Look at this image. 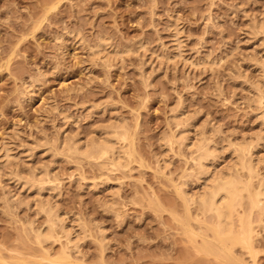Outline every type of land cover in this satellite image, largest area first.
I'll return each instance as SVG.
<instances>
[{"label":"rangeland","instance_id":"1","mask_svg":"<svg viewBox=\"0 0 264 264\" xmlns=\"http://www.w3.org/2000/svg\"><path fill=\"white\" fill-rule=\"evenodd\" d=\"M263 29L264 0H0V264H58L63 222L76 264H264V214L255 251L227 260L201 249L212 221L181 192L202 187L188 174L203 135L217 171L264 133ZM119 125L120 169L69 148ZM255 155L264 175V139Z\"/></svg>","mask_w":264,"mask_h":264},{"label":"bare ground","instance_id":"2","mask_svg":"<svg viewBox=\"0 0 264 264\" xmlns=\"http://www.w3.org/2000/svg\"><path fill=\"white\" fill-rule=\"evenodd\" d=\"M172 25H174V30H176L177 22L173 21ZM252 28L256 33V31H259L261 28V25H253ZM260 30H262V28ZM176 33H174V35H176ZM101 45H103V43L98 47H101ZM104 45L106 44L104 43ZM104 45L103 47H106ZM141 47H144L143 44H141ZM100 49H97V53H101L102 50ZM103 50L106 51V48ZM107 53L109 55L111 52L108 51ZM261 68L264 72V60ZM257 91L258 100L261 101L264 97V85L257 86ZM176 123L180 124V121L177 120ZM121 126H115L110 134L107 131L109 135H106V137H102L104 135L102 133L103 135L101 136V139H92V141H90V139V142H86L85 145L83 143L82 145H79V143H73V146H69V148L72 152L82 155L83 158L97 160L102 166H108V168L112 170L120 169L125 166V161L127 158L130 159L131 156L129 149H125V141L128 140L127 132L122 130H120V132L117 130V128H120ZM181 132L182 131L180 130L178 132L176 131L172 137L175 142H179L181 145L186 146V136L182 135ZM263 139L264 133H262L255 142L248 141L239 144H229V150L231 151L233 158L227 166L217 171L211 169V162L217 160L219 157L216 144L203 135L201 139L189 147L192 148L194 146V150L191 151L190 154V159L193 161L194 167L188 175L193 176L195 182L203 184L201 189L193 194H188L186 191L181 192L183 193L188 208L191 206V208H193L195 205V207L205 215V218H207L206 216H210V223L212 221L211 228L214 232V238H210V241L204 239L205 243L203 242V248H201L203 251L215 252L219 257L226 258L227 260L233 257L229 251L231 250L230 248H232L231 246H235V244H241V246L243 245L242 247H246L251 252H253V250L255 251L254 242L255 237L257 236V231L253 224V220L255 219L254 217L252 218V215L254 212L256 215L258 212V215L264 214V175L258 171V165L261 160L259 157H256L255 153L257 145H259L260 141ZM121 142H124L125 147ZM67 152L69 151L67 150ZM158 165L160 164L158 163ZM202 180H204V182H201ZM40 181H42V179ZM254 181H256V183ZM186 182L187 180H184L182 186L186 184ZM43 206L44 204H42L41 208ZM41 208L38 207V209ZM47 208L49 210L51 209L50 207ZM191 208L190 211L192 210ZM197 214L199 215L200 212ZM191 216H193V214ZM57 217L55 216V218ZM199 221L201 220H198V222ZM262 221L261 223H264ZM59 223L60 222H58V224ZM54 224L55 223L52 220H49L43 229H38L39 231L36 233V238L39 242H45V240L47 241L54 236ZM263 225L264 224H262V226ZM66 228L67 226L63 222L61 224L60 233L65 237L63 243L64 240L66 243H64L65 245L62 244L65 249L62 258L56 262L58 264H76L71 259L70 249H68L69 252L66 250L67 248H73V251H78L80 246L78 242L79 239H76L77 235L74 236L73 232ZM194 232L195 231L192 233ZM195 234L196 233H194V235ZM57 237L59 238V236ZM60 239L61 238H59V240ZM220 252H223V255H221L222 253Z\"/></svg>","mask_w":264,"mask_h":264}]
</instances>
